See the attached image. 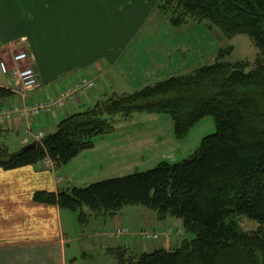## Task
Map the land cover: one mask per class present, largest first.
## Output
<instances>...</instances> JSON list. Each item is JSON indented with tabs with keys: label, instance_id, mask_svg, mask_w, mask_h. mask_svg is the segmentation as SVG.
I'll return each instance as SVG.
<instances>
[{
	"label": "trees",
	"instance_id": "1",
	"mask_svg": "<svg viewBox=\"0 0 264 264\" xmlns=\"http://www.w3.org/2000/svg\"><path fill=\"white\" fill-rule=\"evenodd\" d=\"M159 8L178 30L206 24L229 38L247 34L260 53L254 62L230 63L225 60L228 49L221 48L215 63L114 93L67 114L36 148L13 152L0 140V168L38 165L46 158L64 167L91 149L98 137L112 133L118 118L167 114L176 139L183 141L211 116L216 132L178 163L163 161L85 188L38 191L34 200L79 211L85 224L92 217L111 219L125 207L140 205L159 220L182 221L184 232L194 235L148 252L118 246L111 251L117 264H264V0H160ZM14 95L0 86V106ZM3 133L0 123V139ZM243 215L257 221L258 228L245 232L239 221Z\"/></svg>",
	"mask_w": 264,
	"mask_h": 264
},
{
	"label": "crops",
	"instance_id": "2",
	"mask_svg": "<svg viewBox=\"0 0 264 264\" xmlns=\"http://www.w3.org/2000/svg\"><path fill=\"white\" fill-rule=\"evenodd\" d=\"M159 7L160 0H0V86L11 88L15 94L0 106V112L15 104L23 106L28 100L32 104L55 96L83 75L95 79V91L69 103L66 113L54 110L39 115L34 126L49 134L57 130L67 113L83 111L114 93H129L183 74L216 53L219 42L209 31L204 33L200 24L178 30ZM23 40L41 83L31 92L15 87L11 74L1 69L4 60L13 67V45ZM138 116L142 117L131 123H115L112 133L98 137L91 149L64 167L50 170L42 162L14 170L0 168V264H69L68 250L80 243L86 246L84 256L91 258L92 248L99 249L102 255L112 243L108 232L132 223L146 230L175 228L176 237L160 241L153 250L181 243L185 235L177 230L183 224L175 218L162 221L146 211L142 213L144 218L133 217V222L131 214L123 211L111 219H96L90 232L69 231L64 225V210L34 200L38 191L58 193L73 187L85 188L153 169L163 161L178 163L181 160L176 154L190 156L191 146L207 136L199 130L179 143L170 121H160V115L154 113ZM153 116L156 119L151 125L139 122L140 118ZM0 123L4 129L1 142L13 152L22 148L27 121L16 115L0 119ZM165 124H170L167 134L162 128ZM11 135L17 139L14 146ZM136 238L126 239L121 245L134 252L153 251Z\"/></svg>",
	"mask_w": 264,
	"mask_h": 264
},
{
	"label": "rangeland",
	"instance_id": "3",
	"mask_svg": "<svg viewBox=\"0 0 264 264\" xmlns=\"http://www.w3.org/2000/svg\"><path fill=\"white\" fill-rule=\"evenodd\" d=\"M201 26H202L201 28L204 30V33H207V31H209L214 36V38L217 39L219 42V46H218L219 51L217 50L216 53H214V54L211 53L212 55L210 54V56H208V58L206 57L205 60L203 61V64L215 63L216 58H219L221 48H224L225 50L228 49L225 60L227 62H230V63L231 62H238V61H242V60H249V61L254 62V59L260 53V49H258V47L256 46L254 39L251 38L247 34L241 33L238 35L231 36L229 38V37L225 36L223 34L222 30L220 28H217L216 26H214L213 29H208L206 27V24H202ZM24 42H25V40L21 41V42L19 41V43H15V45H13V47H15L16 49L24 48L25 47ZM10 45L12 46V44H10ZM15 48H14V51L11 52V55L13 54V52H15V50H16ZM215 49H217V48H215ZM86 108L87 107H84L82 109L84 110ZM142 114H144V113H142ZM142 114H136L132 118L130 117V119L118 118L115 123H118V124L119 123H127V122L131 123L133 121H136L137 118L142 117V116L137 117V115H142ZM160 117L161 118H158V119H161L160 121L166 120L167 123H168V121L173 123V121H171V118L167 114L160 115ZM140 119H142V120H140L139 122L143 121L144 123H147V125H151V123H152L151 121L156 119V117L155 116H153V118L152 117L151 118L143 117ZM140 125H142V124H140ZM169 127H170V124H169ZM169 127L167 124H165L162 127L164 133L167 134L169 132V130H170ZM129 128H131V127H129ZM199 130L203 131L205 133L203 136L216 132L215 120H213V118L211 116L202 119L201 121H199V123L197 125H195L189 131L188 136L183 141H179L178 139H176V141H178L179 143H184L185 141L188 140L189 137H191V136L193 137L195 134L199 133ZM200 136L201 135H199V137ZM11 138L13 140V146H14L15 140H17V139L15 137H13L12 135H11ZM199 145H200V142H198V144L196 146H191V152L190 153H192ZM11 150H14V149L11 148ZM175 156L178 157L177 158L178 160H182V159H184L183 157H185V156H181L179 154H176ZM187 157H185V158H187ZM178 160L170 159V161H172V162L173 161L177 162ZM85 210L87 212L90 211V210H88L87 207L85 208ZM123 211H126L127 214H131L130 218H132L131 220L133 222H134L133 217L138 218L139 216H142V218H144L142 213H146V211L150 212V214L155 215L152 210L148 209L147 207L145 208L143 206H140V205L125 207ZM136 211H140L139 214ZM79 213H80L79 211H77V212H73L71 210L65 211V214L63 217L65 229H67L69 231L82 229L83 231L90 232V230H92V228H91L92 225L94 223H96L97 222L96 219H99V218L92 217L91 220L89 221L92 223H90V224L86 223L85 224V223H82L80 221V219L78 217ZM127 221L129 222L128 217H127ZM239 221L241 223L242 229L245 232H250V230H255L259 226L257 221H254L245 215L239 216ZM147 227H150V226H147ZM152 229L153 228H151V230H149V228H148L146 230L144 228H140V227L138 228V227L133 226V223H132V226H129L128 224H124L123 226H120V227L113 229L112 232H108V236H109L110 241L112 242L111 244H113V246L111 244L108 245L105 249V252L102 255H101V253L97 252V250H99V249L94 250L92 248L89 252V254H91V258L84 256V253H87V252H84L82 250H84L86 246H84L82 243H80L79 245H77L76 248H72V249L68 250L69 256L71 258V261H69V264H117V261L115 260L114 255H112V253H111L112 249L116 248L118 246L124 247L121 245V243L124 240H126V239L130 240L132 238H136V236L140 238V239L139 238H136V239H139V241L142 242V244H144L146 246V248H148V250H153L156 246H158L157 244L159 242L154 241V240H150V239H146V237H145L148 232L153 231ZM154 231L160 232V231H156V230H154ZM183 233L185 236L182 239H184L186 237H188V238L194 237V235L187 234L186 232H183ZM170 238H174V237H170ZM163 242H164V240H163ZM114 244H116V245H114ZM96 248H98V247H96ZM129 250L132 253L137 252V251L134 252L131 249H129ZM138 253H140V252H138ZM75 257H77V258L74 259Z\"/></svg>",
	"mask_w": 264,
	"mask_h": 264
},
{
	"label": "built area",
	"instance_id": "4",
	"mask_svg": "<svg viewBox=\"0 0 264 264\" xmlns=\"http://www.w3.org/2000/svg\"><path fill=\"white\" fill-rule=\"evenodd\" d=\"M11 60L13 62L12 68L9 66L8 61L4 60L1 63V69L2 72L11 74L14 86L21 87L25 92L38 89L40 81H38V75L34 69V63L30 57L28 48L16 49L11 55ZM95 87L96 82L83 75L61 88L53 97L41 98L32 104L28 100L23 106L15 104L11 107H4L0 112V119L5 121L6 119L14 118L16 115L24 118L27 121L25 134L23 135L24 143L28 144V142L35 140L40 144L46 136V131L37 125L34 126L39 115L50 113L54 110H66L70 102H76L81 98L83 93L92 92ZM43 161L45 167L50 170L56 167V162L49 158ZM181 230L182 227L178 231L181 232ZM174 231L173 227H169L165 231L148 232L145 237L146 239L157 241L170 236V234H174Z\"/></svg>",
	"mask_w": 264,
	"mask_h": 264
},
{
	"label": "water",
	"instance_id": "5",
	"mask_svg": "<svg viewBox=\"0 0 264 264\" xmlns=\"http://www.w3.org/2000/svg\"><path fill=\"white\" fill-rule=\"evenodd\" d=\"M37 146H38L37 142H32L29 145L22 147L20 150L25 151V150H29L30 148H36Z\"/></svg>",
	"mask_w": 264,
	"mask_h": 264
}]
</instances>
